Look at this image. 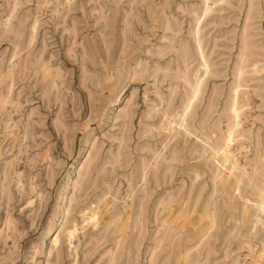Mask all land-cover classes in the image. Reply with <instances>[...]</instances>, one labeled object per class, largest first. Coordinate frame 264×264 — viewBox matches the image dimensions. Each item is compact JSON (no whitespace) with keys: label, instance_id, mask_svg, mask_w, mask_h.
<instances>
[{"label":"rangeland","instance_id":"1","mask_svg":"<svg viewBox=\"0 0 264 264\" xmlns=\"http://www.w3.org/2000/svg\"><path fill=\"white\" fill-rule=\"evenodd\" d=\"M262 204L264 0H0V264H264Z\"/></svg>","mask_w":264,"mask_h":264},{"label":"bare ground","instance_id":"2","mask_svg":"<svg viewBox=\"0 0 264 264\" xmlns=\"http://www.w3.org/2000/svg\"><path fill=\"white\" fill-rule=\"evenodd\" d=\"M195 93V92H194ZM194 95V94H193ZM195 97V96H194ZM189 107V106H188ZM187 109V108H186ZM263 206H264V204H262ZM261 206V205H260ZM262 208V207H261ZM260 219V218H259ZM71 233H69V236L71 237ZM69 237V238H70ZM72 238V237H71ZM57 242H58V236L56 235L54 238H53V240H52V244L53 245H56L57 244ZM71 246V245H70Z\"/></svg>","mask_w":264,"mask_h":264}]
</instances>
